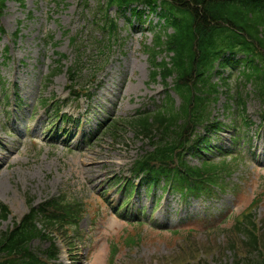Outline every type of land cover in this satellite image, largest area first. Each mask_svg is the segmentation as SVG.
Masks as SVG:
<instances>
[{
  "label": "rangeland",
  "instance_id": "1",
  "mask_svg": "<svg viewBox=\"0 0 264 264\" xmlns=\"http://www.w3.org/2000/svg\"><path fill=\"white\" fill-rule=\"evenodd\" d=\"M98 3L99 0H25L22 4L19 0H7L0 18L4 28V34H0V161L3 162L0 204L7 205L10 214L5 219L0 217V232L12 228L28 213L31 203L36 205L65 193L79 202L86 214L77 229L81 240L71 239L75 235L73 229L65 234L55 233L60 247L58 264H112L113 244H116L117 252L114 264H181L200 258L207 264H231V253L222 251L224 235L211 232V226L203 221L202 224L194 225L197 221L185 224L190 229L196 228L195 233L187 229L175 233L160 231L150 224L145 227L131 225L113 213V206L126 198L125 190L119 191L120 184L115 186L114 181L128 176L135 159L150 147L137 138L131 127L124 126L117 139L103 133L82 150L65 145L52 146L46 141V133L53 128L46 127L48 116H51V122L57 117L46 113L50 105L36 108V112L34 108L49 97L51 104L62 101L64 112L76 116L82 113L83 121L90 118L91 122L84 128L88 131L94 130V119L98 117L101 122L109 118L125 121L139 109L154 108L166 97L161 78L151 80V61L146 51L147 46L153 45L154 27H150L149 20L143 24L136 21L130 10L122 15L116 7L111 8L110 16L118 19L119 40L114 38L111 61L98 76L102 85L92 100L70 98L68 74L64 73L66 67L50 80L54 60L60 57L57 52L68 56L64 60L67 65L76 55L71 36H76L78 43L82 42L86 47V51L81 52L90 62L101 59L96 56L97 41L103 39L97 21L103 12H99ZM150 19L153 20L151 25L158 24L157 15ZM49 34L53 38L48 43ZM106 43L107 39L103 47ZM6 47H9L8 55ZM230 73L225 71V75ZM219 80V76L213 79L218 81L221 94L212 110L214 116L227 126L220 131L221 137L216 133L210 137L213 140L215 136L220 137L222 142L218 146L225 145L229 150L245 149L248 156L252 151L259 154L264 146L259 102L253 96L249 97L246 113L239 114L238 83L230 80L232 91H226ZM4 88L8 89L5 91ZM249 92V86L243 88L244 94ZM5 93L9 94L7 98ZM172 94L179 105L180 98L174 92ZM245 118L253 122L249 131L236 130V126H243ZM77 140L78 137L72 145ZM251 146H254L252 151ZM211 154L218 158L217 151ZM257 159H249L232 176L233 184L238 185L237 193L229 191L215 198L185 202L175 193L163 195L160 189L146 194V187L138 185L139 191L129 205L132 204L134 210L145 208L148 214L153 212V220L160 223L165 220L168 226L175 227L179 225L178 220L187 215L195 217L193 215H207L208 212L214 215L220 211L227 214L229 210L237 214L260 198L255 212L263 223L264 155ZM202 161L203 158L190 159L192 164L200 165ZM233 221L234 217H231L225 224L220 222L214 227L230 229ZM66 234L70 235L64 239ZM130 236L136 237L135 243H129ZM70 243L74 245L70 246ZM48 245L41 240L32 243L37 250Z\"/></svg>",
  "mask_w": 264,
  "mask_h": 264
},
{
  "label": "trees",
  "instance_id": "2",
  "mask_svg": "<svg viewBox=\"0 0 264 264\" xmlns=\"http://www.w3.org/2000/svg\"><path fill=\"white\" fill-rule=\"evenodd\" d=\"M106 1L109 6L118 4L120 7L137 1L154 7L162 6L164 13L161 16L166 20L167 27L171 26L174 30L167 41V50L176 52V57L172 60L174 68H170L167 62L162 64L153 62V65L160 66L165 75L176 74V90L183 98L182 108L179 114L174 110L163 109L164 111H159L155 115L150 114L131 123V126L144 137L150 136L154 130L161 134L155 152L140 158L135 164L134 173L151 170L156 177L171 171L176 174L174 175L177 177L176 183L180 186L187 184L199 192L206 181L217 184V176L213 175L225 165L224 163L209 164L206 161L202 168L190 166L181 168V162L180 164L177 162L176 165L172 161L179 155L176 154L178 150L190 141L189 135L193 133L195 127L207 121L210 116L207 108L211 102L218 100L217 84H210L216 61L228 53L232 56L247 53L252 55V61L259 60L264 65V0ZM5 3L6 0H0V17ZM101 4L100 0V8ZM112 27H116L114 22ZM72 44H77V37L72 38ZM161 45L162 38L158 36L155 47L160 48ZM158 53L159 50L154 49L152 57L156 58ZM229 61V58H225L220 65L226 66ZM254 63L251 73L246 71L241 73L245 75L247 82H254L260 100L264 103V68ZM234 65L239 66L237 62ZM240 103L244 101L240 99ZM180 119L183 120L181 124ZM191 122L196 126H192ZM173 127L176 129H172ZM49 204L52 206L32 208L14 229L0 233V264H52L50 260L56 257L54 251L57 252L55 244L53 243L50 249L38 253L31 248L32 240L35 238L52 240L51 234L55 229L59 231L71 223L75 226L81 212L80 207H75L69 202L52 200ZM2 211L6 217L8 210L5 206L2 207ZM38 222H41L42 227H39ZM236 228L247 239V251H257L258 244L261 240L264 241V233L259 234L252 218L244 215L238 220ZM256 263L264 264V261H260L259 258Z\"/></svg>",
  "mask_w": 264,
  "mask_h": 264
}]
</instances>
